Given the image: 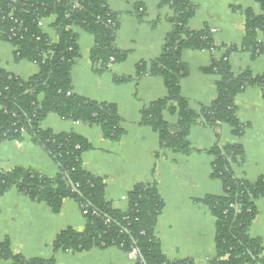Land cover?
<instances>
[{
	"label": "trees",
	"instance_id": "obj_1",
	"mask_svg": "<svg viewBox=\"0 0 264 264\" xmlns=\"http://www.w3.org/2000/svg\"><path fill=\"white\" fill-rule=\"evenodd\" d=\"M255 1L261 14L244 12L245 37L240 48H225L223 57L213 60L206 70L219 77L217 97L196 113L180 94L179 81L187 74L181 53L221 48L210 30L193 32L187 28L195 12L189 0H159L161 7L168 6L172 11V30L160 56L138 64L135 77L157 76L165 82L167 97L141 113L142 124L157 133L162 149L189 153V132L197 122L213 128L217 138L224 124L232 128L234 137L242 135L244 127L235 117V98L248 87L264 88V73L253 76L244 71L235 75L228 57L237 50L249 52L253 58L264 53V0ZM134 10L141 15L139 6ZM51 16L55 17L53 27L58 34L55 43L37 25ZM74 27L94 37L89 58L99 67V73L125 60L126 53L115 46L119 15L104 0H0L1 38L13 46L16 61H29L39 68L36 75L23 81L0 67V142L19 141L27 135L58 167L53 177L33 169H0V197L15 189L32 201L46 204L53 214L61 211L66 199L78 204L85 228L82 232H60L53 242L54 252L84 253L92 248L116 247L125 254L135 250L134 264H193L189 260L170 261L162 252L155 226L164 204L154 183L136 185L127 195V209L116 210L105 200L104 180L83 169L82 155L90 149L87 141L73 133L41 129L45 117L55 114L64 120L98 126L111 141H118L123 133L114 105L73 93L71 68L79 57ZM165 110L177 114L175 124L163 120ZM209 153L214 158L212 178L221 181L224 193L203 199L216 220L215 255L208 264H264L261 241L248 234L257 213L256 202L264 198V175L254 182L234 176L232 165L243 158L240 145L217 144ZM0 259L9 264H53V259H26L14 254L8 240L0 242Z\"/></svg>",
	"mask_w": 264,
	"mask_h": 264
},
{
	"label": "crops",
	"instance_id": "obj_2",
	"mask_svg": "<svg viewBox=\"0 0 264 264\" xmlns=\"http://www.w3.org/2000/svg\"><path fill=\"white\" fill-rule=\"evenodd\" d=\"M104 1L119 15L115 46L126 53V58L99 73V67L89 58L94 37L74 27L79 57L71 68V83L74 94L116 107L123 131L120 139L111 141L98 126L64 120L55 114L47 115L40 127L55 134L73 133L87 141L90 149L82 155L83 169L104 180L105 200L116 210L127 209V195L136 185L154 183L164 204L155 226L163 254L170 261L208 264L215 255L216 220L203 199L224 193L221 181L212 178L214 158L209 151L217 144L240 145L243 158L232 165L234 176L254 182L264 175V88L248 87L235 98V117L244 127L240 137H234L232 128L224 124L217 138L213 128L197 122L189 132V153L162 149L157 133L142 124L141 113L167 97L165 82L157 76L136 79L135 75L138 64L150 63L160 56L172 30V11L168 6L161 7L159 0ZM189 1L195 12L187 28L193 32L210 30L221 48L181 53L187 74L179 81L180 94L198 113L217 97L219 77L206 70L213 60L223 57L225 48H240L245 37L244 12L260 15L261 8L255 0ZM135 6L140 7L141 15L135 13ZM234 6L238 9L234 10ZM54 22V16L47 18L41 29L55 43L58 34ZM228 63L235 75L244 71L253 76L264 73V53L253 58L249 52L237 50L229 55ZM0 67L23 81L39 72L32 62L16 61L13 46L1 35ZM122 78L130 80L115 82ZM177 119L176 113L163 112L165 122L175 124ZM17 167L33 169L46 177L58 173L55 162L27 135L19 141L0 142V169ZM256 208L248 234L259 239L264 248V198L256 202ZM84 228L83 214L72 199L64 200L61 211L53 214L46 204L32 201L15 189L0 197V242L8 240L14 254L26 259H53V264H134L116 247L92 248L84 253L54 252L53 242L60 232H82ZM0 264L9 263L0 259Z\"/></svg>",
	"mask_w": 264,
	"mask_h": 264
},
{
	"label": "built area",
	"instance_id": "obj_3",
	"mask_svg": "<svg viewBox=\"0 0 264 264\" xmlns=\"http://www.w3.org/2000/svg\"><path fill=\"white\" fill-rule=\"evenodd\" d=\"M43 22H44L43 20L38 21V23H37L38 27L42 28L43 27ZM136 256H137V253H136L135 250H132L130 253H128L129 259H133L134 260L136 258Z\"/></svg>",
	"mask_w": 264,
	"mask_h": 264
},
{
	"label": "water",
	"instance_id": "obj_4",
	"mask_svg": "<svg viewBox=\"0 0 264 264\" xmlns=\"http://www.w3.org/2000/svg\"><path fill=\"white\" fill-rule=\"evenodd\" d=\"M143 262V261H142ZM143 264H144V262H143Z\"/></svg>",
	"mask_w": 264,
	"mask_h": 264
}]
</instances>
